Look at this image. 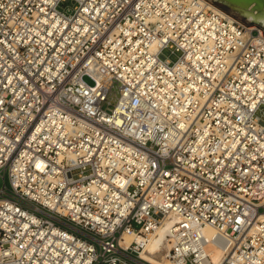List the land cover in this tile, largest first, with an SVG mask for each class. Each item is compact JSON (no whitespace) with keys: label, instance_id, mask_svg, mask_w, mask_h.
I'll list each match as a JSON object with an SVG mask.
<instances>
[{"label":"built area","instance_id":"built-area-1","mask_svg":"<svg viewBox=\"0 0 264 264\" xmlns=\"http://www.w3.org/2000/svg\"><path fill=\"white\" fill-rule=\"evenodd\" d=\"M1 173L0 264H149L170 215L171 264H264V30L215 0H0Z\"/></svg>","mask_w":264,"mask_h":264},{"label":"bare ground","instance_id":"bare-ground-1","mask_svg":"<svg viewBox=\"0 0 264 264\" xmlns=\"http://www.w3.org/2000/svg\"><path fill=\"white\" fill-rule=\"evenodd\" d=\"M232 12V11H231ZM234 13V12H233ZM236 14V13H235ZM238 16L242 15L243 18L250 22L251 20L259 21L264 27V5L261 9V12L252 10V6H249L247 9L242 10V14H236ZM177 220L175 215L168 216L159 226H157L148 236L145 247L140 253V257L144 259L149 264H171L167 259L164 258L167 262H162L156 258L162 248L165 247V252L167 251L169 245L166 240V233L170 226ZM204 233L206 237L215 239V234L212 228L205 227ZM126 242L130 240L128 236H125ZM227 243H219L214 240V246L209 249L210 259L214 264H220L223 259V249Z\"/></svg>","mask_w":264,"mask_h":264},{"label":"water","instance_id":"water-1","mask_svg":"<svg viewBox=\"0 0 264 264\" xmlns=\"http://www.w3.org/2000/svg\"><path fill=\"white\" fill-rule=\"evenodd\" d=\"M215 1L221 3L227 9L239 15L242 14V10L247 9L249 6H252V10L261 12V9L264 5V0H215ZM242 17L244 16L242 15ZM250 22L263 27V25L259 21L251 20Z\"/></svg>","mask_w":264,"mask_h":264},{"label":"rangeland","instance_id":"rangeland-1","mask_svg":"<svg viewBox=\"0 0 264 264\" xmlns=\"http://www.w3.org/2000/svg\"><path fill=\"white\" fill-rule=\"evenodd\" d=\"M217 4H218L220 7H222L223 9H225V10H227V11H230V10L227 9L224 5H222L221 3L217 2ZM65 5L72 6V3H71V1H69V2H66ZM239 17H240L241 19H243L244 21H246L243 17H241V16H239ZM250 23H251V22H250ZM251 24L256 25L255 23H251ZM260 27H261V26H260ZM261 28L264 30L263 27H261ZM164 53H165V55H166L168 58H170L172 61H174V60L177 58V56L179 55L178 52L171 53L169 50H165ZM84 80H85L88 84H92V83H93V81H92L89 77H87V76H84ZM114 102H115V95L112 97V101H111V103L114 104ZM105 106H106V105H105ZM105 106H104V107H105ZM1 175H2V173L0 174V188L3 187V185H5L6 187H8V186H9V183H8V179H7V177H5V178L3 179ZM164 253H165V247L162 248L161 251L159 252V254L156 256V258H157L158 260L162 261L163 263H164V262H167V261L162 257V256L164 255Z\"/></svg>","mask_w":264,"mask_h":264}]
</instances>
